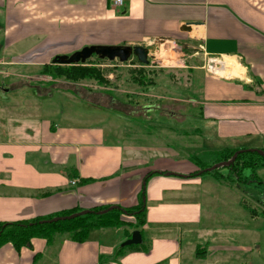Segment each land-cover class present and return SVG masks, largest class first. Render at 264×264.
Segmentation results:
<instances>
[{
	"label": "crops",
	"instance_id": "0c3cea01",
	"mask_svg": "<svg viewBox=\"0 0 264 264\" xmlns=\"http://www.w3.org/2000/svg\"><path fill=\"white\" fill-rule=\"evenodd\" d=\"M165 42L183 48L189 62L181 126L190 131L167 128V121L165 128L197 137L213 153L264 151V0H0V73L39 72L55 56L87 45H141L149 59ZM210 58L220 62L215 72L207 69ZM162 84L178 95L172 99H187L160 75L128 93L146 95V106L163 105L171 98L151 94ZM34 102L0 107L17 115L16 124L0 131V222L72 209H135L142 202V243L122 245L135 230L129 215L123 226L95 228L81 242L64 234L51 243L35 237L20 250L4 243L0 264H264L261 228L218 216L248 214L258 222L262 210L248 204L243 186L262 190L263 155L244 167L256 176L247 182L243 173V185L229 166L228 173H200L194 155L184 156L162 131L141 127L133 133L156 141L134 142L127 127L76 124L70 114L57 122L47 103Z\"/></svg>",
	"mask_w": 264,
	"mask_h": 264
},
{
	"label": "rangeland",
	"instance_id": "374dc122",
	"mask_svg": "<svg viewBox=\"0 0 264 264\" xmlns=\"http://www.w3.org/2000/svg\"><path fill=\"white\" fill-rule=\"evenodd\" d=\"M163 49L162 57H160L161 53L159 54V52L156 53V55L149 57L151 64H153L155 67L141 64L134 55L124 62H121L118 59H100L98 56L93 55L85 62L76 64L80 67L89 66L98 68L103 76V82L98 81V79L95 77L84 78L77 81L68 80L64 76L60 75V69H56L57 74L53 72V70L55 69V66L69 68V64L55 63L53 61L46 64L48 67L44 72H1L0 107H3V102L4 104H13L14 102H23L24 104H28L29 102L35 103V100L38 102H45L47 105H49V110H52V113L55 112L56 116H54V119L56 118V121L57 117L61 122V119L64 115L70 114L75 118L76 124H80V120H82L81 124L85 125H87V123H89V125H93L97 122L103 123L104 126H109L110 123H114L117 126L119 125L123 128L127 127L129 133L132 132V135L129 138L130 141L143 142L145 140L146 144L153 143L156 140L149 138L147 135L144 136L143 139V137L138 135V132L134 134L133 131L136 129L139 130L141 127L146 129V131H151L153 133L162 131L161 134L164 133L168 140H175L173 147L179 150L182 149V154L184 156H188L189 153L194 156L197 155L198 157L202 158L200 168H209L220 161L218 160V157L215 155V153L209 149L206 150L205 147L201 146V141L198 140L197 137H190V134L183 137L181 134H178L175 131L172 132V130L165 128V126H167V121V124H170V126H172L174 129H178L179 133L180 131L184 132L185 130L190 131L188 127L181 126V122L184 119V114H186L185 112L188 107L186 102L188 101L189 97L186 94L187 90L185 89V86L189 81L187 79V69L184 65L189 62L184 59L186 52L177 44L165 42ZM180 59L184 60L180 61ZM174 60H177L176 63H172L175 62ZM161 70H165V72H162ZM156 75H160L168 85H174V87L182 88L181 94L184 95L183 98L187 99L185 101L172 99V96L178 95L170 94V92L173 93L174 90H170L166 88L164 84H162L161 87L153 90L151 94L155 97L164 96L166 98H171L167 100L166 104H151L150 107L143 106L147 102L146 95L135 98L139 102L138 104L130 105L125 103L126 98L124 95H126L128 92L139 89L138 84L135 82L136 80H140L142 77H144V80H149L151 78L154 80ZM64 90L72 93L73 97L68 93H65ZM177 101L181 104L177 103ZM10 106L15 107L13 105ZM11 107H8L7 109L9 111H15L16 107L12 108V110ZM28 111L30 110L28 109ZM121 111L131 114L132 116H123ZM1 112L4 114L0 115V131L2 132L7 130L8 127L13 123L16 124L15 120H17V115L13 114L7 116L5 114H8L9 112L6 110L0 111V113ZM41 112H43V110H41ZM172 113H174V115ZM164 116L168 120L163 119L162 117ZM173 117H175L178 122L171 120ZM109 118L110 120H108ZM119 118H123L124 125L122 124V119ZM139 119L143 120L144 122L146 121V125ZM203 149H205L204 152H202ZM184 151L187 154H184ZM227 155L228 152H223L222 157H226ZM260 156L261 155L257 152L243 153L241 156L242 160H240L238 163L243 164L238 167L240 171L238 172V170L230 169V171H232L230 176L232 178L242 177L243 182L240 181V183H243V185L246 181L244 179V174L246 177L248 176L247 182L254 181L256 176L255 173L251 170L246 171L243 169H245L247 165L252 166L257 160V157ZM183 159L184 158H179L177 160L181 161ZM218 170L228 173L229 167L223 165L215 170L205 171L204 174L210 176V174L212 175L214 172H218ZM243 188H245L248 193L246 196L248 199V204L253 206V208L255 207L257 210H262V214H259L260 216L258 218V222L253 223L248 214H240L237 218L236 214L233 212L222 214L223 211L220 208L218 209H220L222 212L218 213V216L231 222L241 224L242 226H252V224H254L256 227L261 228V240L259 244L264 246V227H262L264 226V186L261 188L262 190H258L259 186L256 184H245ZM249 193L253 198L250 197ZM123 219L129 220L128 217H123ZM237 237H239V234L234 236V238ZM232 240L234 242L237 241L234 239ZM236 243L239 244L240 242L237 241ZM262 250L264 251V249Z\"/></svg>",
	"mask_w": 264,
	"mask_h": 264
},
{
	"label": "trees",
	"instance_id": "16d2710c",
	"mask_svg": "<svg viewBox=\"0 0 264 264\" xmlns=\"http://www.w3.org/2000/svg\"><path fill=\"white\" fill-rule=\"evenodd\" d=\"M47 67H48L47 65H44L41 71L44 72ZM68 67L69 68H65L63 66H55L53 72L57 74L56 69L57 70L60 69L59 71L60 75L72 81H77L84 78H92V77H95L96 79H98V81H102V82L104 81L100 70L96 67H89V66L80 67L77 66L76 64L69 65ZM135 82L140 87L143 88V86H145L146 84L154 83V80H152V78L149 80H144V77H142V79L140 80L138 79ZM124 97L126 98L125 103H128L130 105L139 103L135 99L136 97L139 96L134 93H126ZM144 105L146 106V103ZM169 127L170 126L168 124L167 128ZM223 152H228V155L226 157H222ZM234 152H236V150H227V151H220L214 153L218 157V160L226 161L234 154ZM243 153L246 152L239 153L234 163L228 166L240 171V169L237 167V164L240 161ZM193 159L198 164L201 165L202 160L200 157L194 156ZM201 169H204V167H201ZM105 208H108V206L91 209L92 212L83 215H77L73 218L60 219L50 222L44 220L51 219L56 216L71 215L81 210L72 209L69 211L60 212L58 214H54L47 217H37L32 220L0 222V245L7 242H11L18 250H20L24 246H30L32 239L35 237L45 238L49 243H51L58 235H64V234H67L71 239L75 241L81 242L84 241L87 238L89 232L95 228L113 226V225L123 226L124 224L127 223L126 222L127 220L123 219V217L125 218L128 217L129 215L130 218H132V216L134 217L133 220H135L134 223L135 229H138L145 222V216H144L145 209L143 207L142 202L135 209L116 207L105 213H101V214L97 213V211Z\"/></svg>",
	"mask_w": 264,
	"mask_h": 264
},
{
	"label": "water",
	"instance_id": "95a60500",
	"mask_svg": "<svg viewBox=\"0 0 264 264\" xmlns=\"http://www.w3.org/2000/svg\"><path fill=\"white\" fill-rule=\"evenodd\" d=\"M93 55L98 56L101 59H108V60H116L118 59L121 62L127 61L132 55L136 56L138 61L143 63V64H148L149 59H148V49L145 46L141 45H87L81 48L80 50H77L73 52L70 55H57L54 57V62L55 63H61V64H77L80 62H85L87 59L92 57ZM220 62L216 58H210L207 62V69L215 72L217 70V65ZM243 151H257L260 155L264 156V151L262 150H254V149H243V150H238L236 151L233 156L226 160V161H220L216 163L215 165L205 168L200 171V173L205 172V171H211L215 170L220 166H228L234 163L235 159L237 158L238 154L243 152ZM117 206H109L108 208L102 209L97 211V213H105L110 211L113 208H116ZM92 212V210L86 209V210H81L77 213L71 214V215H66V216H56L51 219H47L44 221H56L60 219H69L73 218L77 215H83L86 213ZM142 243V233L139 229H135L132 232V235L129 239H127L125 242H123V246H130V245H135V244H140Z\"/></svg>",
	"mask_w": 264,
	"mask_h": 264
},
{
	"label": "bare ground",
	"instance_id": "6f19581e",
	"mask_svg": "<svg viewBox=\"0 0 264 264\" xmlns=\"http://www.w3.org/2000/svg\"><path fill=\"white\" fill-rule=\"evenodd\" d=\"M162 56H163V52L161 53L160 57H162ZM174 61H175V62H172V63H176L177 60H174ZM226 64H227V63H226ZM227 65H228V64H227ZM233 65H234V64H233ZM228 66H229V65H228ZM234 66H236V65H234ZM223 70H224V71H228V67H227V66L224 67Z\"/></svg>",
	"mask_w": 264,
	"mask_h": 264
},
{
	"label": "built area",
	"instance_id": "2783aa9c",
	"mask_svg": "<svg viewBox=\"0 0 264 264\" xmlns=\"http://www.w3.org/2000/svg\"><path fill=\"white\" fill-rule=\"evenodd\" d=\"M114 2H115V4H121L122 3V0H114ZM263 96H264V88H263Z\"/></svg>",
	"mask_w": 264,
	"mask_h": 264
}]
</instances>
